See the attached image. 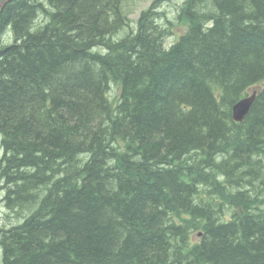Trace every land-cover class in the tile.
Listing matches in <instances>:
<instances>
[{"label": "trees", "instance_id": "obj_1", "mask_svg": "<svg viewBox=\"0 0 264 264\" xmlns=\"http://www.w3.org/2000/svg\"><path fill=\"white\" fill-rule=\"evenodd\" d=\"M165 1L1 7L2 264H264V0Z\"/></svg>", "mask_w": 264, "mask_h": 264}, {"label": "rangeland", "instance_id": "obj_2", "mask_svg": "<svg viewBox=\"0 0 264 264\" xmlns=\"http://www.w3.org/2000/svg\"><path fill=\"white\" fill-rule=\"evenodd\" d=\"M152 1L153 0H122L121 9H122L123 14L129 20V27L128 28L126 27L123 31H121L120 36L126 35L127 33L130 32L131 29L135 30L136 22L140 16V13L144 10H147L150 7ZM183 2L184 0H166L161 6V11H163L168 16L166 19L170 21L169 23L173 24V27H170L172 34L167 35L166 43L168 44L173 43L175 38L183 30L182 26L176 24V21H175L176 15L178 13V8L179 6L183 4ZM3 35H5L6 37V39L4 38V40L8 42L7 37H9V35H7L5 32ZM119 91H120L119 86L116 84H113L109 92V97L111 98L116 97ZM0 142H1V137H0ZM1 155L2 153H0V157ZM4 191L5 189L3 188L2 183H0V229L7 228L9 225H12L18 222V220L15 217V213L13 214L9 213L5 207V204L3 202V196L5 194ZM26 212H27L26 210H21V214H25ZM191 238L193 241H197V238H198L197 233L194 232L191 235ZM0 264H2L1 252H0Z\"/></svg>", "mask_w": 264, "mask_h": 264}, {"label": "water", "instance_id": "obj_3", "mask_svg": "<svg viewBox=\"0 0 264 264\" xmlns=\"http://www.w3.org/2000/svg\"><path fill=\"white\" fill-rule=\"evenodd\" d=\"M9 0H3L0 4V9L5 3H7ZM257 91L250 92V99L246 100H240L239 102H236L234 106L232 107V118L235 122H242L245 118V116L248 114V112L251 109V104L254 98H256Z\"/></svg>", "mask_w": 264, "mask_h": 264}, {"label": "bare ground", "instance_id": "obj_4", "mask_svg": "<svg viewBox=\"0 0 264 264\" xmlns=\"http://www.w3.org/2000/svg\"><path fill=\"white\" fill-rule=\"evenodd\" d=\"M1 10V9H0ZM8 38V37H7ZM5 39H6V37H5ZM260 88H261V86H254V87H252V88H250V89H248V91L246 92V94H245V97H243L242 99H240V100H246V99H250V97H248L249 95H250V92H252V91H257V94H258V92L260 91ZM257 96V95H256ZM240 100H238L237 102H239ZM254 100H255V98L253 99V101H252V104H253V102H254ZM252 104H251V106H252ZM201 234L200 233H198V236H200ZM190 239L192 240V238H191V235H190Z\"/></svg>", "mask_w": 264, "mask_h": 264}]
</instances>
